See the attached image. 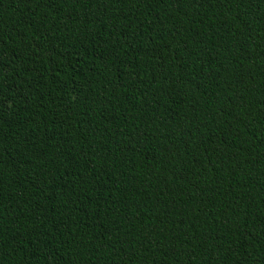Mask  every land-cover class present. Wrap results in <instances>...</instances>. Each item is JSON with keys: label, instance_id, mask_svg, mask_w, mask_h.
I'll use <instances>...</instances> for the list:
<instances>
[{"label": "trees", "instance_id": "16d2710c", "mask_svg": "<svg viewBox=\"0 0 264 264\" xmlns=\"http://www.w3.org/2000/svg\"><path fill=\"white\" fill-rule=\"evenodd\" d=\"M0 264H264V0H0Z\"/></svg>", "mask_w": 264, "mask_h": 264}]
</instances>
